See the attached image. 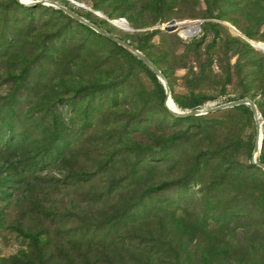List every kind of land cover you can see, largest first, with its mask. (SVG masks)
<instances>
[{
	"label": "rangeland",
	"instance_id": "obj_1",
	"mask_svg": "<svg viewBox=\"0 0 264 264\" xmlns=\"http://www.w3.org/2000/svg\"><path fill=\"white\" fill-rule=\"evenodd\" d=\"M43 1L0 15V52L7 35L16 40L0 58V264H22L37 247L45 262H60L72 234L93 235L113 208H130L124 223L140 221L98 232L92 250L105 264L112 256L129 264L137 236L164 243L165 264H264V175L247 170L256 142L251 112L237 113L239 131L221 166L209 144L224 130L212 137L207 127L230 109L170 116L144 64L48 3L148 57L178 111L253 101L264 159V0ZM4 18L19 23L12 33ZM134 147L147 152L135 155Z\"/></svg>",
	"mask_w": 264,
	"mask_h": 264
},
{
	"label": "trees",
	"instance_id": "obj_2",
	"mask_svg": "<svg viewBox=\"0 0 264 264\" xmlns=\"http://www.w3.org/2000/svg\"><path fill=\"white\" fill-rule=\"evenodd\" d=\"M34 7H37V6H34ZM17 8H22V9L24 8L25 9L26 7H24L23 5H20L15 0H8V2L6 4V8L3 10H1V8H0V15H2V14L7 15L10 13V11L15 10ZM27 9H29V8H27ZM57 11L61 12L59 10H57ZM3 21L7 22L6 27L8 30H10L11 33H12V31H14L15 27L19 25L18 22H14L11 24V22L9 21L8 18H4ZM85 28H87V27H85ZM15 41L16 40L14 37H10L7 35V37L5 38V49L2 52H0V58H3L4 56H6L10 52H12V50L15 47L14 46ZM120 49L123 50L122 48H120ZM128 55H130V54L128 53ZM130 56L134 60L136 59L132 55H130ZM138 63L143 64L139 60H138ZM146 71L150 74L151 78L157 83V85L160 87V89L163 90V87L158 82L155 75L148 68H146ZM93 89H94V85H89L84 90H81V91L89 92ZM164 110H166V109H164ZM240 111L246 112L248 114L250 113L248 107H245V106L235 107V108H232L229 111L223 113V115L219 116V118L211 117V120L208 123L209 127H207V131H209V133L211 132L210 134H212V137L215 134H219L221 132V129L224 130V132H222L223 134L221 135L224 137L222 138L220 136V138L222 139L221 142H219L217 144H212L209 142L210 143L209 145H211V147H213V150H215V152H217L216 155H214V156L215 157L219 156L220 159H223L221 161V166H227L228 165L227 161H225V159H224L225 158L224 152L226 150H229L232 147V144L235 142L234 138H235V136H237L238 131H239V121H238L239 118H238L237 113ZM135 132H138V130H136ZM204 134H206V132ZM56 139H58V138H55V140ZM155 147H157V143L152 141L149 150L154 149ZM163 147H165V146H163ZM214 147H216L217 149H214ZM132 150H133L132 153H134L135 155H141L142 153L147 152L146 150L142 149L141 147H134ZM64 155H65V152L58 153L57 162H59L60 159L62 158V156H64ZM198 159L200 160V158H198ZM258 161L260 163L264 164V159L259 157ZM203 165L205 166V164H203ZM198 166H199V162L197 160L196 161V167L198 168ZM217 169H219V168H217ZM247 170L248 171H257L260 174L264 175V172H262L257 166H255L253 164H250V166H248ZM260 187H262L260 190V192L262 193L260 195V201H261V204L264 205V182L259 184L258 188H260ZM128 209H130V208L120 210L117 213H115L116 208H113L111 211V214L106 215V218H105V220H103V223L96 227L95 233L93 235L89 234L90 233L89 230H86V231L81 230V233L79 234L80 237H78V238L74 234H72V236L69 239L70 245L72 248L70 250H65L64 253H62L63 258L60 260V262L55 260V261H57V263H55V264H59V263L60 264H62V263L63 264H105L104 263V256L102 257V260L98 259L96 257V255H98V252L97 251L94 252L92 250V247H94V245H92V244H94L96 242V240L98 239V232L103 231L106 227H108V228L110 227L109 230L111 232L112 230H114V228H117V226L114 227V225H116V224L119 225V222L122 224V226L124 228H126L127 224L133 225V223H135L136 221L137 222L140 221L138 218H135L133 216H132V219L134 218L132 220L133 222L130 220H127L126 223H124L123 220L120 221V219L124 218L127 215ZM110 235H109V237H110ZM153 242H154L153 239L147 240V239L139 237V236L133 237V240H131V246L130 245H128V246H130V248L133 249V251L136 252L137 255L133 254L132 256H129L130 260L128 261V263L129 264H165V263H161L160 256H162L164 253L169 251V249H167V250L165 249L166 245L164 243H160L158 241H156L155 243H153ZM117 243H115L116 246L117 245H123L124 242L122 240V241H118ZM146 243L149 244L148 248L142 249V246ZM157 245L159 247H157ZM111 247H114V245H111ZM37 248H38V252L35 255H32L34 258H28L27 261L26 262L23 261L22 264H38L39 262H40V264H52L53 263L54 256L50 257V258H46V262H45V257L43 255L42 248H40V247H37ZM32 256H29V257H32ZM139 256H146V258L143 261L142 258ZM117 258L119 260L115 261V259H117ZM115 259H114V256H112V258L105 257V260L110 261L111 264H116V262H118V261L123 262V263L126 262V258L122 257V256H116ZM23 260H24V258H23ZM32 260H34V263L32 262ZM28 261H31V262H28ZM16 262H20V261L17 260Z\"/></svg>",
	"mask_w": 264,
	"mask_h": 264
},
{
	"label": "water",
	"instance_id": "obj_3",
	"mask_svg": "<svg viewBox=\"0 0 264 264\" xmlns=\"http://www.w3.org/2000/svg\"><path fill=\"white\" fill-rule=\"evenodd\" d=\"M17 3L23 6H35L38 4L43 5L46 1L40 0V1H29L27 3L22 2L23 0H15ZM50 5L54 6L57 10L61 11L63 14L67 15L70 19L74 20L75 22L87 27L94 33L98 34L99 36L107 39L108 41L112 42L113 44L119 46L123 50H125L127 53L135 57L137 60L141 61L156 77L158 82L161 84L163 87L164 93H165V101H164V107L167 110L168 114L174 118L177 119H186V118H191V117H201L209 114H215L219 113L224 110H229L235 107H240V106H246L250 109V112L253 116L254 123H255V131H256V142L254 145V154L252 158V164L260 168L262 171H264V164L260 163L257 159V155L259 154L260 148H261V143L259 144V135L261 134V115L260 112L258 111L256 105L254 104L253 101L243 98L240 100L236 101H231L216 107H212L209 109H204V110H199V109H192L187 112H180L176 111L174 109H171L167 105L168 99H171V93L170 89L167 85L166 79L162 72L159 70V68L145 55H143L141 52L136 50L133 46H131L128 42L121 40L117 38L116 36L107 33L105 30L102 28L98 27L97 25L85 20L81 16H79L77 13H75L73 10L64 7L56 2H48ZM166 29L169 30H175L177 28V25H169L165 27ZM172 100V99H171ZM261 141V140H260Z\"/></svg>",
	"mask_w": 264,
	"mask_h": 264
},
{
	"label": "bare ground",
	"instance_id": "obj_4",
	"mask_svg": "<svg viewBox=\"0 0 264 264\" xmlns=\"http://www.w3.org/2000/svg\"><path fill=\"white\" fill-rule=\"evenodd\" d=\"M22 2H24V3H27V2H29L28 0H23ZM117 23L121 26V27H123V28H127L128 26H127V24L125 23V22H123L122 20H120V21H117ZM117 26V25H116ZM196 29V28H195ZM198 31V30H197ZM185 32V31H184ZM194 32H195V30H194ZM185 33H190V31L188 30V31H186ZM167 105H168V107L169 108H171V109H174V110H176V111H178V107L172 102V100L171 99H168V101H167ZM181 112V111H180ZM262 134V133H261ZM259 135V144L262 142V135ZM261 140V141H260Z\"/></svg>",
	"mask_w": 264,
	"mask_h": 264
},
{
	"label": "built area",
	"instance_id": "obj_5",
	"mask_svg": "<svg viewBox=\"0 0 264 264\" xmlns=\"http://www.w3.org/2000/svg\"><path fill=\"white\" fill-rule=\"evenodd\" d=\"M195 26L199 29V24H196Z\"/></svg>",
	"mask_w": 264,
	"mask_h": 264
}]
</instances>
